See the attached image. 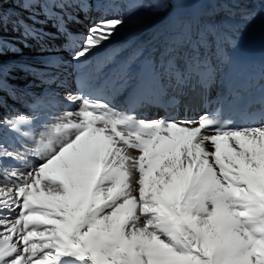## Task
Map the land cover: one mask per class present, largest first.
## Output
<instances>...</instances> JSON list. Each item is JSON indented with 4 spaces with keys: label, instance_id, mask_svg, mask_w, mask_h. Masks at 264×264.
<instances>
[{
    "label": "snow or ice",
    "instance_id": "6c2138e0",
    "mask_svg": "<svg viewBox=\"0 0 264 264\" xmlns=\"http://www.w3.org/2000/svg\"><path fill=\"white\" fill-rule=\"evenodd\" d=\"M6 2L22 9L14 20L6 18ZM256 2L264 0H0V108L14 67L36 74L30 62H5L9 53L21 54L4 37L9 23L24 47L45 46L53 38L49 25L67 44L69 59L44 58L43 82L64 87L68 65L82 70L75 91L50 92L31 115L0 117V130L20 138L13 145L0 139V264H264V122L235 126L223 118L220 98L198 119H141L87 91L83 71L133 15H164L179 32L164 49L163 64L138 47L120 64L111 91L135 80L136 102L178 110L180 99L170 90L196 81L210 92L217 61L232 59L223 44L234 49L239 37L235 27L221 33L212 16L180 19L177 9ZM94 5L101 19L81 36L73 31L79 13L87 16ZM121 9L123 15H107ZM242 18L255 15L247 11ZM177 42L190 46V54L178 56ZM141 60V73L133 74ZM230 95L234 103L241 100ZM255 104L259 109L249 113ZM244 112L264 121V94Z\"/></svg>",
    "mask_w": 264,
    "mask_h": 264
},
{
    "label": "bare ground",
    "instance_id": "6f19581e",
    "mask_svg": "<svg viewBox=\"0 0 264 264\" xmlns=\"http://www.w3.org/2000/svg\"><path fill=\"white\" fill-rule=\"evenodd\" d=\"M16 3H11L9 7L3 5L6 18L14 20L21 14L22 9ZM224 10L226 11L223 14ZM254 13L255 18L251 21L245 20L242 16L247 12ZM217 12V13H216ZM222 12V13H220ZM186 13H193L197 20L212 16L214 20L221 25V33L230 32L232 27L236 28L239 37V44L236 48L229 47L226 43L223 47L227 49V55L231 56V62L220 63L217 61L218 72L215 78V84L212 87L213 96L223 98L230 94L237 87L238 83L249 75V64L251 63V51L264 35V3L261 6L256 3L241 4H190L177 9L180 19H183ZM220 13V15L218 14ZM123 15L124 11H110L109 16ZM28 16V12L23 13ZM81 24L73 28L74 32H79L81 36L87 32L90 25L96 23L102 16V9L95 6L93 11L87 16L81 12ZM48 33L53 35L52 39L44 42L45 46L36 42H31L30 46L24 47L19 38V33L12 30L11 23L4 30V37L10 41V47L15 46L22 48L21 54L16 56L15 53H9L5 56V62L11 66L29 61L31 68L36 71L35 75L21 71L18 67H14L8 80L9 90L3 93L4 107L0 108V117L10 119L17 114L31 115L38 100L45 101L50 92L63 94L66 89L75 91L80 78L81 69L74 63L67 66L61 75V79L65 82L64 87H57L55 84L50 85L42 81V73L39 71L44 68V58L54 55H62L65 60L70 58L67 44L62 37L55 35V28L51 25L46 29ZM179 29L177 24L164 15H153L150 12L142 11L133 15L129 22L116 35L115 39L108 44L106 48H102L96 57L89 61V65L83 69L88 74V88L91 92L93 87H106L112 89L113 82L116 81L118 68L120 64L135 52V50L144 46L146 48L145 55L153 53L157 47H162V52L156 60L159 64H163L165 56L162 55L165 48L172 46L174 39L178 37ZM63 45V48L61 47ZM118 52L119 54H115ZM191 48L188 45L180 46L176 44V54L180 57L189 55ZM105 56L112 57V62L102 63L101 60ZM35 59H37L35 61ZM143 59V58H142ZM261 66H264V51L257 54L254 58ZM33 63L38 65L32 67ZM142 60L132 65L133 74L141 73ZM147 76V75H145ZM144 76V77H145ZM136 81L132 82V86L122 89L116 96L120 101L127 99L129 94L134 90ZM104 87V86H102ZM155 89V88H154ZM22 90V91H21ZM157 106H154L156 108ZM64 106L61 105L57 111H63ZM157 110V109H156ZM154 116H149L146 120H154L161 118L160 110ZM42 119H47V113H40ZM264 121L258 119L238 121L237 127L252 126ZM0 139L9 145L17 144L19 137L6 129L0 130Z\"/></svg>",
    "mask_w": 264,
    "mask_h": 264
},
{
    "label": "rangeland",
    "instance_id": "374dc122",
    "mask_svg": "<svg viewBox=\"0 0 264 264\" xmlns=\"http://www.w3.org/2000/svg\"><path fill=\"white\" fill-rule=\"evenodd\" d=\"M7 7H9V5L11 4V3H8V2H6V3H4ZM259 5L261 6V3H259ZM18 9H20L21 10V8H18ZM217 13V12H216ZM220 13H222V12H220ZM220 13H218L219 15H220ZM226 13V11L224 10V12H223V14H225ZM7 14H8V12H7ZM6 14V15H7ZM263 37V36H262ZM262 39V38H261ZM261 39H260V41H261ZM21 49V51H22V48H20ZM115 54H119L118 52H114ZM20 55V54H19ZM18 54L16 55V56H19ZM37 59H35V61H36ZM22 62H29V61H22ZM36 65H38V63L36 64V63H33L32 62V67H34V66H36Z\"/></svg>",
    "mask_w": 264,
    "mask_h": 264
}]
</instances>
